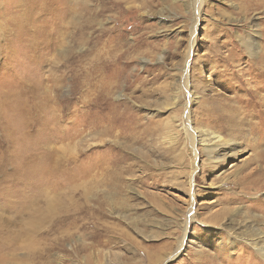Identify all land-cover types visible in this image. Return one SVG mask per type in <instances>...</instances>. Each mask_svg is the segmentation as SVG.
I'll return each instance as SVG.
<instances>
[{"label": "rangeland", "instance_id": "1", "mask_svg": "<svg viewBox=\"0 0 264 264\" xmlns=\"http://www.w3.org/2000/svg\"><path fill=\"white\" fill-rule=\"evenodd\" d=\"M9 2L0 264H264V112L213 118L264 57V0H56L18 27ZM196 128L223 136L216 161Z\"/></svg>", "mask_w": 264, "mask_h": 264}, {"label": "bare ground", "instance_id": "2", "mask_svg": "<svg viewBox=\"0 0 264 264\" xmlns=\"http://www.w3.org/2000/svg\"><path fill=\"white\" fill-rule=\"evenodd\" d=\"M55 1L56 0H11V2H9L10 4L6 5L4 7L6 10L10 9V8L16 9V11L14 10L13 12H11V15H13V17L15 16L14 17L16 20L15 25L18 27V25H23L25 21H31L35 18L38 19V16H42L43 13H45L47 10L52 9L53 3ZM195 26H196V24H195ZM255 39H256L255 35H253L250 39H248L247 37L245 39L244 38L241 39L243 46L246 49H248L250 54H254V50L257 47V43H256ZM230 57H232V56H230ZM230 60H228V61L230 62ZM239 61H241V60H239ZM244 64H245V66L239 72V75H238L239 78L238 79H242V78L246 77L245 82L243 81V83H242L243 89H240V91L241 90L245 91L246 97L234 98L236 100L237 104H241L239 107L236 104H234V107H232V108L226 107V108L220 109V111L216 110L218 112V114L215 117L213 116V118H215V121L219 120V121H222L224 123H227L229 121V119H228L229 117H231V116L237 117L238 115L243 114L244 116L240 118L241 119L240 123H243L244 121L248 120V119L246 120V116H249L253 119V118H256V116L254 115L255 113L259 114L261 112L262 113L264 112V94H263L264 93V85L258 86V84H261L264 82V57L259 60V62L256 64L257 65L256 67L251 63L250 60L245 61L244 63H242L239 66H243ZM185 85L187 86V84H185ZM187 89H189V88H187ZM178 91H179V88L176 89V92H178ZM189 93H190L189 96L191 99V103H195L197 100V98H196L197 93L191 92L190 89H189ZM173 101L174 102L172 105H176L177 104V95L173 98ZM187 117H189V111H188ZM188 121L191 122V120L189 118H188ZM250 122L253 123L252 120ZM166 130H167L166 133L168 135L167 136L165 135V136L167 137V139L170 140L169 142L171 145H172V143L174 144L176 141H178L177 139H178V135H179L180 131L177 130V128H176V120L175 119L171 120V122H168L166 124ZM188 130L189 131L187 132V135H190L191 137L195 138L197 145H200L201 147H203L204 151L207 154L209 162L216 161L219 153L227 146V144H225V140L222 138L223 136L221 137L220 135H218L214 132L209 133L208 130H199L197 128L193 129L192 132L190 131V129H188ZM193 173H194V171H193ZM190 213H191L190 214V220H193V218H194V216L192 214L193 211ZM71 219H73V218H71ZM187 226H188V224H185V226H184V230H185L184 238L179 240V242L177 241L178 247L176 248L177 250L175 251L174 256L180 254V252H182L183 250H186L185 247H187V245L185 244V238H186L187 231H188ZM249 237L251 239V240H249V244L252 247L256 248L257 250L261 251V254L264 255V246H263L264 239L261 238L260 235L259 236L258 235H252ZM199 252H200V250L198 251V254H199ZM199 255H197V256H199Z\"/></svg>", "mask_w": 264, "mask_h": 264}]
</instances>
